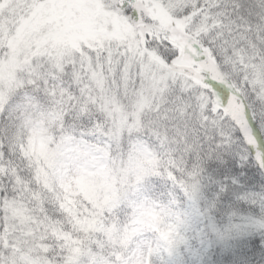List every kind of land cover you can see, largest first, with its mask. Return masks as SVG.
<instances>
[{"label":"rangeland","instance_id":"rangeland-1","mask_svg":"<svg viewBox=\"0 0 264 264\" xmlns=\"http://www.w3.org/2000/svg\"><path fill=\"white\" fill-rule=\"evenodd\" d=\"M108 1L112 5L106 6V0H0V64L8 67L0 70V112L14 86L35 85L58 100L65 83L76 88L73 97L82 108L96 110L112 122L109 137L115 138L123 126L132 132L138 129L144 109L154 108L169 83L183 77L179 68L201 75L199 54L191 46L195 40L186 35L191 21L188 17L179 20L172 10L186 2ZM164 36L181 51L177 61L170 63L172 69L152 48H145V37L151 41ZM41 119L19 144V152L35 165L40 187L53 191L80 224L91 222L115 189L105 173L108 146L92 135L56 140L49 128L55 121L53 112ZM153 159L148 140L135 136L129 166L138 172ZM140 178L136 177L135 187L140 186ZM162 213L135 201L133 217L120 239L129 264H173L162 239L171 235L172 222ZM39 226L28 217L23 196L13 201L0 198L1 247L7 241L9 247L23 249L35 240Z\"/></svg>","mask_w":264,"mask_h":264},{"label":"trees","instance_id":"trees-1","mask_svg":"<svg viewBox=\"0 0 264 264\" xmlns=\"http://www.w3.org/2000/svg\"><path fill=\"white\" fill-rule=\"evenodd\" d=\"M182 1L186 2L185 6L177 7L180 6L177 4L176 9H172L179 20L188 17L196 3V0H175V3ZM106 2V6L112 5L110 1ZM189 20L191 25L186 35L195 41L202 38L203 34L200 38L195 36L202 15ZM144 42L145 48H152L164 63H170L178 56L177 49L165 40L149 41L145 37ZM6 68L0 64V70ZM181 73L183 77L169 83L154 108L144 109L136 131L123 126L113 136L115 138L109 137L114 130L111 121L96 110L82 108V104L74 99L76 88L63 83L64 91L58 100L35 85L11 88L0 112V193L7 189L3 198L9 201L15 200L17 195L23 196L28 217L35 219L40 226L35 240L23 249L15 245L9 247L7 241L2 247L9 248L2 249L0 240V264H129L118 236L129 225L137 199L151 205L154 211L163 212L172 222L171 235L162 238L168 246L169 258L176 264V253L191 221V205L200 196L197 174L193 170L195 152L216 128L206 94L211 89L187 72ZM104 80L105 83L110 81L108 78ZM48 111L55 116L49 128L56 140L67 135H92L108 146L105 173L108 180L114 181L112 186L115 189L111 199L103 203L101 211L91 222L80 224L61 206L53 191L40 187L35 165L19 152V144L30 137L33 127L37 122H43L41 118ZM206 114L207 121L204 119ZM135 136L147 139L155 153V159L144 163L139 173L129 166ZM137 176L141 177L139 187H135ZM27 193L35 194V197L27 198Z\"/></svg>","mask_w":264,"mask_h":264},{"label":"snow or ice","instance_id":"snow-or-ice-1","mask_svg":"<svg viewBox=\"0 0 264 264\" xmlns=\"http://www.w3.org/2000/svg\"><path fill=\"white\" fill-rule=\"evenodd\" d=\"M198 15L191 46L216 128L195 152L200 196L176 264H264V0H196Z\"/></svg>","mask_w":264,"mask_h":264},{"label":"water","instance_id":"water-1","mask_svg":"<svg viewBox=\"0 0 264 264\" xmlns=\"http://www.w3.org/2000/svg\"><path fill=\"white\" fill-rule=\"evenodd\" d=\"M203 79V78H202Z\"/></svg>","mask_w":264,"mask_h":264}]
</instances>
